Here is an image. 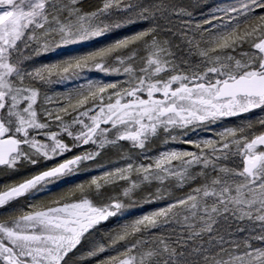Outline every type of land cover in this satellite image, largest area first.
<instances>
[{
  "label": "snow or ice",
  "instance_id": "6c2138e0",
  "mask_svg": "<svg viewBox=\"0 0 264 264\" xmlns=\"http://www.w3.org/2000/svg\"><path fill=\"white\" fill-rule=\"evenodd\" d=\"M0 177V264H264V0H0Z\"/></svg>",
  "mask_w": 264,
  "mask_h": 264
},
{
  "label": "rangeland",
  "instance_id": "374dc122",
  "mask_svg": "<svg viewBox=\"0 0 264 264\" xmlns=\"http://www.w3.org/2000/svg\"><path fill=\"white\" fill-rule=\"evenodd\" d=\"M241 0H210V3H218L220 6H231V5H239ZM86 3L89 6H94L96 3H98V0H86ZM108 79L115 80L116 77H109ZM62 91L60 88H55L53 92H50L49 94H55V92ZM249 118L255 119V116L253 114H248ZM243 118H229L227 120L221 121L219 126L213 125L210 126V128H200L195 131L189 132L186 137H182L183 139H191V140H199L203 138H211L214 137L215 132L223 130V128L228 127H235L241 123H243ZM122 147L119 149L113 148L105 151L102 157L98 158L97 162H93L88 169V171L92 175L100 174L101 171L104 170V168L100 167L101 165L109 166L111 163H114L118 160H120L121 163H123V160H121L122 156H127L130 154V145L128 142H121ZM166 147L168 148H176V149H185V150H191L195 151V149L188 144L180 143L179 141L171 142L168 145L164 144V141L162 138H155L152 142H150L147 145V152L148 154L155 156L160 151H163ZM131 154L133 156H139L140 160H143V154L139 152V150H131ZM139 162V161H138ZM10 178H18V177H0V183L5 182L7 179ZM90 177L88 175H82L80 177L81 180L89 179ZM76 182H80L77 180ZM180 193H177L179 195ZM160 204H163V201L160 202ZM145 211L149 210L148 207L144 208ZM130 212L133 213L132 216H129L128 219H134L136 216L141 214V209L139 207H135L132 209H129Z\"/></svg>",
  "mask_w": 264,
  "mask_h": 264
}]
</instances>
